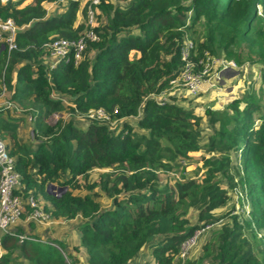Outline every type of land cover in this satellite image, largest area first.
I'll return each mask as SVG.
<instances>
[{"label": "trees", "instance_id": "obj_1", "mask_svg": "<svg viewBox=\"0 0 264 264\" xmlns=\"http://www.w3.org/2000/svg\"><path fill=\"white\" fill-rule=\"evenodd\" d=\"M117 1L100 0L99 23L93 28L98 40L87 43L78 63L59 61L52 68L45 62L43 43L80 35L85 8L73 0L0 2V16L19 28L17 48L8 56L0 51V88L16 107L0 105V139L20 176L16 192L41 194L56 220L80 219L73 250L85 264H138L133 261L142 248L150 259L139 264H264V113L258 114L256 126L252 121L261 102L253 96L234 97L227 115L217 117L206 108L202 116L174 92L162 102L153 97L179 75L180 48L191 32L193 60L208 51L238 65L262 67L264 18L257 15L255 4L264 16V0ZM56 3H62L60 10L48 14L47 5ZM93 108H102L114 124L87 119L85 112ZM22 109L31 119L28 142L17 134L26 114L17 113ZM62 111L71 117L49 123L51 114ZM74 116L86 121L84 128L75 124ZM204 116L209 132L201 127ZM202 148L219 156L205 170V179L158 180L165 167L182 173L190 161L187 151ZM232 153H239L233 167ZM230 166L237 177L229 174ZM94 169L102 172L85 184L87 192L72 193L77 178L89 177ZM217 173L230 181V190L237 186L245 191L247 216L226 211L204 217L231 200L220 184L208 190ZM48 183L66 189L51 195L45 189ZM190 193L201 194L203 202L198 214L202 221L193 225L185 218ZM97 196L109 204L101 206ZM222 218L231 222L219 224L203 243L200 258L177 259L183 240ZM17 232L23 233L20 228ZM30 235L20 242L15 235L2 234L0 264L79 262L65 253L60 240Z\"/></svg>", "mask_w": 264, "mask_h": 264}, {"label": "built area", "instance_id": "obj_2", "mask_svg": "<svg viewBox=\"0 0 264 264\" xmlns=\"http://www.w3.org/2000/svg\"><path fill=\"white\" fill-rule=\"evenodd\" d=\"M5 1L0 0L1 3ZM73 1L78 2L80 7L85 8V29L75 38H52L43 43V47L47 51L45 62L50 68L54 67L59 61H71L73 65H76L81 59L87 43L98 40L93 28L97 25L96 10L100 0ZM255 8L257 15L261 13L264 18L260 5L255 4ZM18 29L12 19L0 16V51H4L6 56L9 55L10 51L17 48L15 36ZM192 51H195L192 40L188 36H184L180 48L182 66L179 75L177 78L170 80V86L165 91L153 96L156 101L162 102L166 93L172 92L175 87H180L178 91L184 96L190 99L195 98L197 100L195 104H204L205 107L208 104L213 106L226 100L225 85L221 82L222 76L228 70L238 69L237 64L232 59L217 57L208 51H203L196 60H193L190 58V52ZM0 89V96L3 97L6 91H4L2 85ZM201 94L207 95L209 103H204L205 100L201 99ZM4 106L9 109H16L14 103L10 101H6ZM84 116L89 120L100 121L108 125H113L115 122L102 108L89 109ZM19 179L20 176L14 168L12 157L8 155L5 143L0 139V236L2 234L15 235L18 241L21 242L27 238L25 233H17L14 230L10 231V229L18 224L23 215H25L23 220L26 222L51 224L53 219L50 216L51 214L44 211L38 198L31 194L21 196L16 192L20 188ZM233 193L235 192L233 191ZM56 195L59 194L56 193ZM245 211L248 212L246 209ZM202 231L203 228L195 230L190 237L179 244L176 254L177 259L183 261L187 258Z\"/></svg>", "mask_w": 264, "mask_h": 264}, {"label": "rangeland", "instance_id": "obj_3", "mask_svg": "<svg viewBox=\"0 0 264 264\" xmlns=\"http://www.w3.org/2000/svg\"><path fill=\"white\" fill-rule=\"evenodd\" d=\"M108 2H111L112 4H116L118 1L117 0H108ZM62 6V3H56V4H52V5H48L47 6V11L48 14H52L54 12H57L60 10ZM96 13H99L96 10ZM259 16H261V13L258 14ZM97 18V17H96ZM80 19V18H79ZM78 19V20H79ZM103 19H101L102 21ZM96 23L98 25L99 21H97L96 19ZM199 29V26H197V30ZM190 35H192V32L189 33V38ZM191 39V38H190ZM192 40V39H191ZM193 41V40H192ZM194 42V41H193ZM217 56V55H215ZM217 57H221V56H217ZM237 66L239 67L237 70V74L239 76V79L242 80V82H240V85L238 84L239 89L237 90L240 91V93L238 92L235 96L236 98H242L244 97L245 99H247L250 96H253L256 99H259V102H261L262 108L257 109L256 111H254L252 113V121L253 124L256 126L259 121H258V114L260 113H264V65L261 64H253L250 65L247 62H244L243 64H237ZM232 73V72H230ZM226 86V85H225ZM177 88V89H176ZM178 88L180 87H175V92L178 90ZM170 93H173L170 91ZM183 95V94H182ZM238 95V97H237ZM2 96H0L1 99ZM181 99L183 98L184 100H181L182 103L184 104H189V106H194V109L196 110V112L202 114L204 113V109H213L215 110V112L217 113V117H221L223 114L227 115L228 111L226 110V106L228 105V103L230 102V100L234 97H230L229 99H226L223 101L222 105L218 104L215 105V107H213L211 104H208L207 107H205L204 104H195V98H189L186 96H180ZM201 97L205 100L204 103H209V101L207 100V95L206 94H201ZM6 101L8 100V93L4 92V96L3 99L0 100V105H4L6 103ZM199 102V101H198ZM240 105L242 106V104L240 103ZM23 112L26 113L24 114V124L28 123L27 125L29 126V128L27 127V125L23 126L24 124H21L20 127L18 128L17 134L19 136V138L22 140L24 138L25 141H29L30 139V135H31V119H30V114L27 111V109H22L17 111V113L19 112ZM15 112H13L14 114ZM29 114V115H27ZM29 117V118H28ZM71 115H69L67 112L62 111V112H57V113H53L50 115V117L48 118L49 123H54L56 121V119L58 118H63L64 120H67L68 118H70ZM82 118V117H81ZM81 118L79 117H75L74 116V121L75 124L78 127L84 128L86 121L81 120ZM203 118V117H202ZM204 116L203 121L201 122V127L203 128V132H209V127H207V118ZM27 119V121H25ZM209 123V122H208ZM112 126V125H111ZM215 126L218 128H221L223 130H226L224 127H220L218 126V122L215 123ZM206 128V129H205ZM202 143V142H201ZM187 154L189 156V162L185 166L183 169V172L180 173L179 170H173L170 169V167H165L162 170H165L166 173L164 172H158V180L160 182H163L165 180V178H168L169 176L171 178L174 179H181L184 176L186 177H190V178H196V179H205L206 176H204L205 174V170H207L208 168H212L214 166L215 161L219 160V156L217 151L211 152V153H207L205 148H202L201 150L198 151H187ZM230 156V165H232L233 167V163L237 164V159L239 157V153H232L229 155ZM218 158V159H217ZM102 172L100 170L94 169L89 173V177L87 178H82V177H78L77 178V182H76V187L71 188L72 193L74 194H79V195H83L87 192V189L84 187L86 183L88 182H92V180H96L99 176V173ZM232 173V174H231ZM229 174L233 175L234 177H237L235 175V172L233 171V169L229 168ZM167 175V176H166ZM169 177V178H170ZM216 182H212L211 180L208 181V184L210 185V187L208 188L209 191H211L212 189H215L216 186L218 187V184H220L219 187H221L222 190L226 191V193L228 195L231 196V200L230 202L226 205V206H221L218 207L212 211H210L209 214H205L204 217H218L222 214H224L226 211H229V214H233V213H241L242 216H247V212L246 210L250 209L249 203L248 201H246L245 199V191L241 190L238 188L237 191V186L233 189V191L235 193H233L232 190H230L231 188L229 187L230 185V181L221 176L220 174L217 173L216 175ZM244 188V187H243ZM66 189V188H65ZM232 192V193H231ZM200 193V192H199ZM199 193H190L186 200L185 203L188 205L187 209H186V213H185V218L188 220L189 224L193 225V224H197V223H201L202 219H200V217L198 216L199 214V207L201 208V206H203V202L201 199V194ZM241 194V196H240ZM36 198H38L39 204L42 206V208L44 209V211L46 213H49L47 210H50L51 206H49V202L48 200H46L45 198H43L41 196V194H37ZM101 206H105L109 204V201H105L102 197L97 196L96 197ZM204 199V197H203ZM233 205L234 210H231V206ZM50 214V213H49ZM51 218L53 219L51 224H44L46 225L45 227L41 226L43 223H35L33 221H31V225L27 224L28 222L24 221L25 223H23L25 225L24 232L26 233L25 236H31L30 233H28L29 231L32 230H36V232L39 233V235H41V239H53L60 236V234H63L64 232L67 233V237L70 239V241L68 242V244H66V246L64 247L65 253L70 255L71 257L77 256L76 252L73 250V246L75 244V236L77 234L76 231V225L78 223V221H80V219L75 218L72 219L71 221H67L64 223H59L56 219H54L52 217V215H50ZM202 217V218H204ZM227 219V221L230 223V219L229 218H222L219 221L212 223V224H207L206 226L203 227V231L201 232V235H199V238L195 244V246L192 248V250H190V252L188 253L187 256V260H197V258H200L201 256V247L203 245V243L209 241L212 236L213 233L216 231V229L218 228L219 224L223 221H225ZM56 220V221H54ZM238 220H240V218L238 217ZM237 220V221H238ZM239 222V221H238ZM26 224L28 226H26ZM51 227L52 228V233L48 234L47 232V228ZM17 228H20L22 230V226L20 224L13 226L10 231L14 230L15 232H17ZM40 228V229H38ZM47 232V235L44 234V232ZM23 232V233H24ZM18 233V232H17ZM259 234H261V232H258ZM32 237V236H31ZM53 240H57V239H53ZM55 243H58V241H55ZM54 244V243H53ZM0 252H2V249L0 248ZM15 253H17V251H14ZM146 249L145 251H141L140 253H142V259L145 258V254L146 253ZM80 254V253H79ZM140 256H138V259H134V263H141L144 260H140L139 258ZM150 257V254L148 252V258ZM150 259V258H149ZM207 261L203 260L201 262V264H207ZM196 264V263H195Z\"/></svg>", "mask_w": 264, "mask_h": 264}, {"label": "crops", "instance_id": "obj_4", "mask_svg": "<svg viewBox=\"0 0 264 264\" xmlns=\"http://www.w3.org/2000/svg\"><path fill=\"white\" fill-rule=\"evenodd\" d=\"M62 2H64V1H62ZM49 5H52V4H49ZM48 6V5H47ZM80 17H77L76 18V21H78V19H79ZM230 72H232V73H230ZM224 85H226L225 86V96H226V99H229L230 97H236L235 95L239 92L240 93V91H238L237 92V90L239 89V87H238V84L240 85V82H242V80H240L239 79V76H238V74H237V70H228V71H226L224 74H223V76H222V81H221ZM172 92H174L173 94L174 95H181L182 93L181 92H179L178 90L175 92V90H173ZM167 93H170V91L169 92H167ZM166 93V94H167ZM236 93V94H235ZM172 94V93H171ZM181 96H184V95H181ZM237 97H238V95H237ZM1 99H3V97H1ZM0 99V100H1ZM201 99H203V98H201ZM208 100V99H207ZM214 103V101L212 102V104ZM15 105V104H14ZM215 105H218V104H214L213 106L215 107ZM220 105H222V102L220 103ZM216 108V107H215ZM27 115H29V114H27ZM29 118V117H28ZM25 121H27V119L25 120ZM24 124V123H23ZM28 123H26V124H24L23 126H25V125H27ZM27 127L29 128V126L27 125ZM31 132V131H30ZM22 141L23 142H27V141H25L24 140V138L22 139ZM24 216L25 215H23L22 216V219L18 222V224H20L21 226H22V231L24 232V229H26L25 228V225L23 224V223H25L24 222V220H23V218H24ZM72 220V219H71ZM70 220V221H71ZM54 221H56V220H54ZM59 223H64V222H67V221H69V220H57ZM31 222H28L27 224H29V225H31L30 224ZM17 224V225H18ZM26 224V226H28ZM65 224V223H64ZM41 226H43V227H45L46 225H44V224H42ZM24 228V229H23ZM38 229H40V228H38ZM48 230H47V232H48V234H50V233H52V228L51 227H48L47 228ZM44 232V231H43ZM47 232H44V234L45 235H47ZM25 233V232H24ZM28 233H30V234H33V235H36V236H38L40 239H41V235H39V233L38 232H36V230H32V231H29L28 230ZM26 234V233H25ZM67 235V233H63V234H60V236L59 237H57V235H56V238H53V239H57V240H60L61 242H63L64 244H65V246H66V244H68V242L70 241V239L66 236ZM75 236V243H76V239H77V234L76 235H74ZM43 240H52V239H43ZM145 249L146 248H142L141 249V251H145ZM140 251V252H141ZM146 251H147V249H146ZM138 253V255L136 256V260L138 259V256H140L139 258H140V260H144L146 257V259H148V252L149 251H147L146 253H144L145 254V258H141L142 257V253ZM77 258H78V263L77 264H85V261H84V259L82 258V257H80V256H78L77 255ZM145 259V260H146Z\"/></svg>", "mask_w": 264, "mask_h": 264}, {"label": "water", "instance_id": "obj_5", "mask_svg": "<svg viewBox=\"0 0 264 264\" xmlns=\"http://www.w3.org/2000/svg\"><path fill=\"white\" fill-rule=\"evenodd\" d=\"M66 187L64 186H56L54 184L48 183L45 187V189L51 194L56 195V193L60 194L62 191L65 190ZM55 246V245H54ZM57 247V246H55Z\"/></svg>", "mask_w": 264, "mask_h": 264}, {"label": "clouds", "instance_id": "obj_6", "mask_svg": "<svg viewBox=\"0 0 264 264\" xmlns=\"http://www.w3.org/2000/svg\"><path fill=\"white\" fill-rule=\"evenodd\" d=\"M53 245H55V244H53ZM56 246V245H55ZM58 248V247H57ZM59 249V248H58Z\"/></svg>", "mask_w": 264, "mask_h": 264}, {"label": "bare ground", "instance_id": "obj_7", "mask_svg": "<svg viewBox=\"0 0 264 264\" xmlns=\"http://www.w3.org/2000/svg\"><path fill=\"white\" fill-rule=\"evenodd\" d=\"M49 66V65H48Z\"/></svg>", "mask_w": 264, "mask_h": 264}]
</instances>
